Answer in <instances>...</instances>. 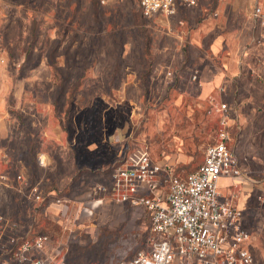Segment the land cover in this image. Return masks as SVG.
<instances>
[{"label": "rangeland", "instance_id": "374dc122", "mask_svg": "<svg viewBox=\"0 0 264 264\" xmlns=\"http://www.w3.org/2000/svg\"><path fill=\"white\" fill-rule=\"evenodd\" d=\"M220 1L198 0L172 19L153 21L139 0H22L24 10L0 31V149L14 160L10 173L23 172L28 184L38 182L75 206L56 219L57 208L47 211V201L7 189L0 210L19 221L20 232L33 223L30 235L51 234L65 264H119L147 245L145 207L94 191L110 184L113 167L137 147L169 158L185 175L219 140L222 101L198 94L200 52L178 27H208ZM234 144L229 141L235 151ZM243 184L220 179L222 194L233 195L239 206ZM93 195L104 199L88 214L84 202ZM263 199L264 188L242 207L247 247L259 264Z\"/></svg>", "mask_w": 264, "mask_h": 264}, {"label": "built area", "instance_id": "2783aa9c", "mask_svg": "<svg viewBox=\"0 0 264 264\" xmlns=\"http://www.w3.org/2000/svg\"><path fill=\"white\" fill-rule=\"evenodd\" d=\"M197 1L139 0V7L146 19L154 21L171 18ZM255 14L264 25V5H257ZM227 108V103L221 104L219 140L208 145L197 169L178 175L172 166L156 161L147 148L137 147L113 167L109 185H97L98 191L109 193L115 201L143 205L149 215L147 245L119 264H259L247 247L250 232L242 222L243 208L224 196L219 186L222 176L237 182H245L248 176L229 145ZM0 157L5 164L10 162L8 151L1 150ZM38 161L47 164L42 155ZM15 183L26 198L47 201V211L57 208V215L62 214V206L71 203L42 189L38 182L28 184L24 173L13 179L1 168L0 193ZM12 226L0 211V264H65L63 247L49 233H27L3 242L4 233Z\"/></svg>", "mask_w": 264, "mask_h": 264}, {"label": "crops", "instance_id": "0c3cea01", "mask_svg": "<svg viewBox=\"0 0 264 264\" xmlns=\"http://www.w3.org/2000/svg\"><path fill=\"white\" fill-rule=\"evenodd\" d=\"M259 4L264 5V0H221L214 14L210 15L208 27H203V30L187 31L177 26L179 36L186 35L190 46L196 49L197 53L200 52L197 55L199 59L197 63L199 66V70H197L199 72L197 77L198 94L202 98L216 97L222 103H227L228 108L225 112L228 113L229 141H235V153L239 162L246 170L247 175L251 176V179L244 182V186L242 185L246 193L243 192L242 196H238L239 204L244 209L247 208L250 193L253 192L257 198L261 189L264 188V177L261 176L264 174V25L259 22L255 14V7ZM23 10L24 2L22 0H0V31L3 30L4 22L14 19ZM168 21L170 22L169 18L165 20L166 23ZM1 150H5V148H1ZM153 158L174 168L173 162L167 157ZM13 166L12 156L7 164L3 163L0 157V169L10 172ZM18 173H11L13 179ZM227 177L222 176L220 179ZM45 178L47 180V177ZM16 184L6 186L0 193V199L2 195H6L7 189H12L25 196ZM44 190L59 195L55 190L46 188ZM220 190L223 191L221 186ZM98 192L103 193L94 191L95 194ZM105 197L112 199L110 195H105ZM229 197L233 200L235 198L231 194ZM104 198L96 199V195H93L84 204L88 205L87 209L90 208L92 211L97 203ZM68 200L71 202L70 205L62 206L63 212L61 215H55L56 219L65 217L75 206V202H72L71 199ZM2 213L14 225L4 233L3 242L9 243L12 238L23 236L29 233L33 227V223L27 224L29 230L26 233L20 232L19 221L4 212ZM29 213L34 216L33 207L29 208ZM244 220L245 215L242 218L243 224Z\"/></svg>", "mask_w": 264, "mask_h": 264}]
</instances>
